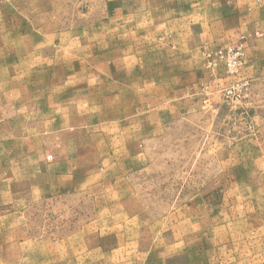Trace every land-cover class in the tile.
<instances>
[{"label": "rangeland", "instance_id": "obj_1", "mask_svg": "<svg viewBox=\"0 0 264 264\" xmlns=\"http://www.w3.org/2000/svg\"><path fill=\"white\" fill-rule=\"evenodd\" d=\"M0 264H264V0H0Z\"/></svg>", "mask_w": 264, "mask_h": 264}]
</instances>
